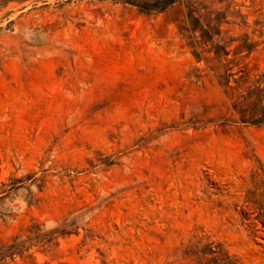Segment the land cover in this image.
<instances>
[{
	"label": "rangeland",
	"instance_id": "1",
	"mask_svg": "<svg viewBox=\"0 0 264 264\" xmlns=\"http://www.w3.org/2000/svg\"><path fill=\"white\" fill-rule=\"evenodd\" d=\"M155 1L0 0V264H264V0Z\"/></svg>",
	"mask_w": 264,
	"mask_h": 264
},
{
	"label": "trees",
	"instance_id": "2",
	"mask_svg": "<svg viewBox=\"0 0 264 264\" xmlns=\"http://www.w3.org/2000/svg\"><path fill=\"white\" fill-rule=\"evenodd\" d=\"M175 0H157V1H155L154 3H153V5L155 6V5H169V4H171V3H173ZM194 54V57L197 59V60H199V55L198 54H196V53H193ZM198 55V56H197ZM225 89L227 90H229V88H228V86H226L225 87Z\"/></svg>",
	"mask_w": 264,
	"mask_h": 264
}]
</instances>
